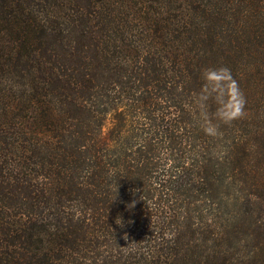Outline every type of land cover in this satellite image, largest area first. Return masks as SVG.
Instances as JSON below:
<instances>
[{"label":"trees","instance_id":"trees-1","mask_svg":"<svg viewBox=\"0 0 264 264\" xmlns=\"http://www.w3.org/2000/svg\"><path fill=\"white\" fill-rule=\"evenodd\" d=\"M0 264H264V0H0Z\"/></svg>","mask_w":264,"mask_h":264},{"label":"clouds","instance_id":"clouds-1","mask_svg":"<svg viewBox=\"0 0 264 264\" xmlns=\"http://www.w3.org/2000/svg\"><path fill=\"white\" fill-rule=\"evenodd\" d=\"M203 84L195 96L203 121V131L210 136L219 135V127L213 119L223 124L242 119L246 115V99L238 81L227 67L207 68L202 72ZM209 101L216 105L209 114ZM127 238V236H125Z\"/></svg>","mask_w":264,"mask_h":264}]
</instances>
